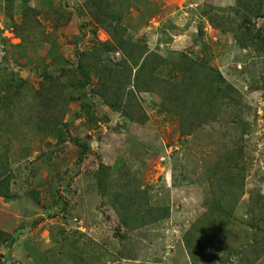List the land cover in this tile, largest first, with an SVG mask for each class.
Masks as SVG:
<instances>
[{
    "label": "rangeland",
    "instance_id": "obj_1",
    "mask_svg": "<svg viewBox=\"0 0 264 264\" xmlns=\"http://www.w3.org/2000/svg\"><path fill=\"white\" fill-rule=\"evenodd\" d=\"M110 19L166 62L142 121L92 93ZM0 264H264V0H0Z\"/></svg>",
    "mask_w": 264,
    "mask_h": 264
},
{
    "label": "trees",
    "instance_id": "obj_2",
    "mask_svg": "<svg viewBox=\"0 0 264 264\" xmlns=\"http://www.w3.org/2000/svg\"><path fill=\"white\" fill-rule=\"evenodd\" d=\"M112 19L109 20L110 23L107 25L114 43L111 49L120 53L122 63L118 64L117 68L104 65L99 68L100 63H96L93 67H88L90 73L93 76H97L95 84L92 85V93L99 96L109 108L120 112L127 119L142 121L143 119L139 118H144L143 116L145 115L139 112L140 108L137 104L136 95L141 91L152 90L150 86L152 74H156L157 71L164 67L166 62L162 57L151 52L141 43L131 42L121 35L118 36L119 24L117 23V26L113 27L112 21H115V19ZM85 56L84 53L79 55L81 62ZM132 71H134L133 81L131 80ZM82 72L83 80H86V84H88L87 81H90L89 72L85 73L83 69ZM122 74L124 77H121ZM142 78H144V81L141 80ZM205 104L210 105L211 102L205 100ZM138 114L140 115L138 116ZM107 189L106 187L103 188L104 195L112 200V204L119 211L122 210L123 216L125 215L123 223L128 228L137 226V223L144 225L168 216V209L164 207L152 208L146 211L148 208L147 204L144 203L142 205L137 195H132V193L125 191L111 192V190L108 191ZM216 212L215 216L219 219L227 215L221 210H216ZM203 216L206 217V213ZM208 236L205 235V237Z\"/></svg>",
    "mask_w": 264,
    "mask_h": 264
}]
</instances>
